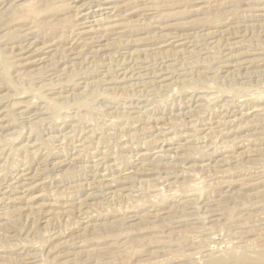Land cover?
<instances>
[{"label": "rangeland", "instance_id": "1", "mask_svg": "<svg viewBox=\"0 0 264 264\" xmlns=\"http://www.w3.org/2000/svg\"><path fill=\"white\" fill-rule=\"evenodd\" d=\"M234 261L264 264V0H0V264Z\"/></svg>", "mask_w": 264, "mask_h": 264}, {"label": "bare ground", "instance_id": "2", "mask_svg": "<svg viewBox=\"0 0 264 264\" xmlns=\"http://www.w3.org/2000/svg\"><path fill=\"white\" fill-rule=\"evenodd\" d=\"M105 1V0H104ZM99 2V1H98ZM103 2V1H102ZM97 7V6H96ZM239 116V115H238ZM34 155V154H33ZM24 176V175H23ZM242 253H244L245 254V252L243 251ZM243 254V258H246L247 257V254L249 255V256H251L252 254H250V253H246L245 255ZM229 264H237L236 263V261H234V262H232V263H229Z\"/></svg>", "mask_w": 264, "mask_h": 264}]
</instances>
